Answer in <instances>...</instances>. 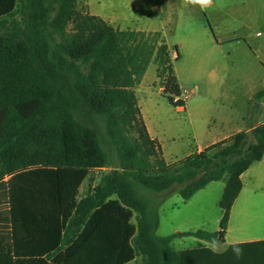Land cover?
<instances>
[{
    "label": "trees",
    "instance_id": "16d2710c",
    "mask_svg": "<svg viewBox=\"0 0 264 264\" xmlns=\"http://www.w3.org/2000/svg\"><path fill=\"white\" fill-rule=\"evenodd\" d=\"M152 62L170 105L185 107L160 32L117 29L81 12L78 0H1L0 188L10 177L16 208L33 221L52 218L47 229L63 238V264H81L89 248L107 264H203L202 251L219 257L206 248L176 250L175 235L158 236L160 197L189 201L226 181L220 230L189 233L222 242L242 175L264 158L261 124L168 163L136 95ZM262 102L264 90L253 103ZM106 167L80 198L85 181ZM237 246L247 248L240 264H264V242Z\"/></svg>",
    "mask_w": 264,
    "mask_h": 264
},
{
    "label": "rangeland",
    "instance_id": "374dc122",
    "mask_svg": "<svg viewBox=\"0 0 264 264\" xmlns=\"http://www.w3.org/2000/svg\"><path fill=\"white\" fill-rule=\"evenodd\" d=\"M214 1L211 8L202 10L196 4H186L185 0H78L81 12L99 16L117 29L162 34V39L170 49L186 110L171 106L163 95L157 75L158 65L154 62L136 88V95L147 125L160 140L164 159L168 163L196 153V147L204 144L200 135L202 104L209 105V112L212 111L211 106L216 104L208 95L202 98L206 88L220 91L221 98L226 99L243 81H249L251 89L261 87L259 62L245 58L235 60L236 65L233 67L230 58L234 56L240 59L241 47L217 45L219 41L242 37V0ZM176 47L180 54L179 60H176ZM229 48L232 50L231 57ZM196 134L201 139L198 140ZM110 170L111 167L95 170L85 181L87 183L82 187L80 197H84L88 188L91 193L95 182L99 183L101 177ZM224 188L225 181L214 182L190 201H184L178 193L160 197L163 202L159 208L158 236L175 235L172 246L179 251L196 247L198 239L190 236V232L219 230L222 214L219 202ZM248 195L243 192L241 200ZM249 196L264 198V190ZM262 223L257 218L246 226L255 229Z\"/></svg>",
    "mask_w": 264,
    "mask_h": 264
},
{
    "label": "crops",
    "instance_id": "0c3cea01",
    "mask_svg": "<svg viewBox=\"0 0 264 264\" xmlns=\"http://www.w3.org/2000/svg\"><path fill=\"white\" fill-rule=\"evenodd\" d=\"M242 5V37L235 36L231 39L219 41L217 45L241 47L242 57L240 59L238 57L235 59L234 56L230 58L233 67L236 65L235 60H245V58L255 63L259 62V75L262 78L261 87L251 89L249 81H245L246 84L243 81L242 85L234 89V92L229 93L226 99L221 98L220 91H213L211 88L205 89L202 98L204 95L207 98L208 95L216 101V104L211 106V112L207 110L208 104H202L203 118L200 120L202 122V133L200 135L204 144H199L196 147V153L237 133L250 132L257 126L264 124V102L260 104L253 103L254 96L264 90V0H242ZM229 56H232L231 48H229ZM178 109L184 111L186 105ZM147 128L151 137L157 139L161 145L160 140L151 133L148 125ZM196 136L198 140L201 139L197 134ZM263 172L264 158L254 163L242 175L243 189L232 207L225 239L219 242L217 251L214 252L209 248L208 244L210 242L198 239L197 246L193 249L206 248L219 255V257H215L206 251L200 252V259L203 264H240L246 257L244 253L247 248H240L242 253L237 256L231 248L234 244L264 242V198L249 196L264 190ZM3 183L4 185L0 188V264H63L59 260L60 253L65 248L63 247V238L60 241L56 230L47 229L48 223L51 225L50 223L53 221L52 218H42L40 216L35 218L34 221L31 220L24 212V206L18 204L16 208L12 204L10 177H6ZM86 183L82 187H85ZM97 183L96 181L94 188ZM243 192H247L249 195L241 200ZM89 193L90 188L86 189L84 197ZM256 205L259 208L258 212H256L258 209ZM222 217L223 212L219 219V230ZM241 218L242 220H240ZM257 218L263 222L257 228L251 229L246 226L248 222ZM99 243L98 240L97 248L100 246ZM96 251L98 250L89 248L84 254L85 260L81 264H107L104 260L105 256L98 252L95 253ZM71 264H80V262Z\"/></svg>",
    "mask_w": 264,
    "mask_h": 264
},
{
    "label": "clouds",
    "instance_id": "9594fccd",
    "mask_svg": "<svg viewBox=\"0 0 264 264\" xmlns=\"http://www.w3.org/2000/svg\"><path fill=\"white\" fill-rule=\"evenodd\" d=\"M185 3H192L198 5L202 10H207L213 6L214 0H185ZM219 245V241L215 238L208 244L209 248L212 251H217ZM234 253L239 256L242 253V249H240L236 244L233 245Z\"/></svg>",
    "mask_w": 264,
    "mask_h": 264
}]
</instances>
